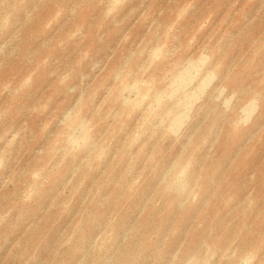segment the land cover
Here are the masks:
<instances>
[{"label": "rangeland", "instance_id": "rangeland-1", "mask_svg": "<svg viewBox=\"0 0 264 264\" xmlns=\"http://www.w3.org/2000/svg\"><path fill=\"white\" fill-rule=\"evenodd\" d=\"M0 264H264V0H0Z\"/></svg>", "mask_w": 264, "mask_h": 264}]
</instances>
